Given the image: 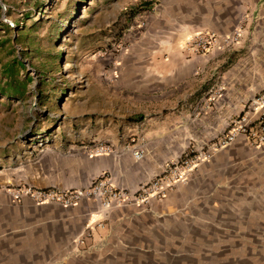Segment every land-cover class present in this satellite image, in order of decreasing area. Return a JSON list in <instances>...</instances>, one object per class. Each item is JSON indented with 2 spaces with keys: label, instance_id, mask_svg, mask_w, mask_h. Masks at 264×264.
<instances>
[{
  "label": "crops",
  "instance_id": "obj_1",
  "mask_svg": "<svg viewBox=\"0 0 264 264\" xmlns=\"http://www.w3.org/2000/svg\"><path fill=\"white\" fill-rule=\"evenodd\" d=\"M117 9L122 47L91 60L100 87L76 101L88 114L81 125L68 138L49 134L21 152H0V264H264V144L243 137L164 197L112 210L103 228L94 202L65 208L10 194L86 188L103 172L133 189L189 146L213 144L264 92V0H123ZM239 26L232 47L184 50L199 32L227 35ZM7 76L11 87L0 76V96L21 99L24 91L12 87L18 79ZM131 137L145 144L141 161L80 151ZM86 229L90 237L76 245Z\"/></svg>",
  "mask_w": 264,
  "mask_h": 264
},
{
  "label": "rangeland",
  "instance_id": "obj_2",
  "mask_svg": "<svg viewBox=\"0 0 264 264\" xmlns=\"http://www.w3.org/2000/svg\"><path fill=\"white\" fill-rule=\"evenodd\" d=\"M121 1L0 0V76L7 89L10 70L24 83L21 99L0 96V152H21L49 134L68 138L81 125L88 114L81 116L76 101L100 87L91 60L117 54L122 47L117 15ZM210 146L188 148L197 153ZM39 150L40 155L44 149Z\"/></svg>",
  "mask_w": 264,
  "mask_h": 264
},
{
  "label": "built area",
  "instance_id": "obj_3",
  "mask_svg": "<svg viewBox=\"0 0 264 264\" xmlns=\"http://www.w3.org/2000/svg\"><path fill=\"white\" fill-rule=\"evenodd\" d=\"M140 26H143V23ZM243 32V26L237 27L227 35L210 31L199 32L186 44L184 50L189 54L206 55L217 47H232L238 44ZM239 137H243L251 147L264 144V92L245 102L243 112L230 122L227 129L207 151L196 153L188 148L177 159L166 163L148 181L138 184L133 189L118 186L109 173L103 172L86 188L20 187L11 190L10 194L15 199L28 196L37 204H53L65 208L75 206L82 200L94 202L98 206L100 218L96 226L103 228L104 221L112 210L124 206L143 205L149 203L151 199L164 197L172 184L184 182L198 164L206 161L214 151L232 144ZM82 148L89 157L120 158L124 154H130L136 161H141L145 157V144L137 137L129 138L120 147L111 143L91 142ZM88 230L79 234L74 242L76 245H82L84 239L90 237Z\"/></svg>",
  "mask_w": 264,
  "mask_h": 264
},
{
  "label": "trees",
  "instance_id": "obj_4",
  "mask_svg": "<svg viewBox=\"0 0 264 264\" xmlns=\"http://www.w3.org/2000/svg\"><path fill=\"white\" fill-rule=\"evenodd\" d=\"M144 5L145 4H143L142 6L144 7ZM145 9H147V5L144 8H142V9H139V7H138V8L135 9V12L133 13V15L137 14L136 12H139V10L141 11V10H145ZM11 72L12 71L10 70V74H12ZM23 84H24L23 82L18 81V82L15 83L16 86L13 87V88L16 89L17 92H22L23 89H24Z\"/></svg>",
  "mask_w": 264,
  "mask_h": 264
}]
</instances>
